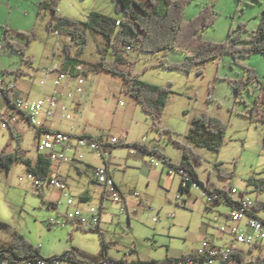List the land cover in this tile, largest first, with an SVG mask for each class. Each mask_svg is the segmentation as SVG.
Instances as JSON below:
<instances>
[{"label": "rangeland", "instance_id": "374dc122", "mask_svg": "<svg viewBox=\"0 0 264 264\" xmlns=\"http://www.w3.org/2000/svg\"><path fill=\"white\" fill-rule=\"evenodd\" d=\"M40 2L0 0V45L3 46L0 50V87L8 90L11 101L21 91L31 93L32 99L39 97L41 88L45 87L42 82L49 80L50 84L57 79L59 71L66 70V46H70L72 56H78V47L70 36L49 29L52 13L41 10ZM57 3L61 16L78 22H86L92 12L117 19L124 17L123 12L117 11V0H57ZM204 6L213 7L218 14L215 26L205 31V40L220 43L227 41L231 30L237 31L241 26L248 31L243 33V37H249V33L260 26L264 12V0H193L185 10L186 19L197 17ZM33 33L36 36L25 55L13 51L11 42L27 46L29 38L26 36ZM87 35L88 46L80 58L88 62L100 60L99 47H105L103 38L90 30H87ZM127 56L131 64L125 71L129 75L172 91L160 127L171 132L174 140L185 141L190 122L202 113L217 117L226 125L225 146L219 153L192 147L191 163L201 182H211L228 192L237 189V195H230L233 200L244 195L264 204V192L256 186L259 180L264 181V123L249 118L257 99L264 96V55L239 59L238 62L232 55H226L208 62L202 75L161 66L163 60L175 64L184 62L183 53L145 54L134 51ZM106 57L107 60L113 59L111 52ZM84 69L87 96L78 95L82 107H79L81 103L66 98L71 106L72 120H63L62 128L75 126L77 132L85 129L97 137L117 139L127 144L128 147L114 149L111 163L116 171L114 179L122 188L128 204L125 201L118 204L109 198L103 204L92 169L103 166V160L97 153L81 151L83 163L64 166L61 174L73 191L91 197L82 203L77 196L76 204L84 210L92 207L102 210L100 230L109 255L120 259L132 250V258L139 256L144 260L162 261L168 256L190 253L205 237L216 241L223 206L207 205L198 188L181 193V174L157 157L146 155L134 147L135 144L150 148L157 145L172 164H178L181 152L174 146L171 135L153 128L151 117L123 90V77L95 73L90 65H85ZM247 69L255 71L259 82L249 81ZM44 71H52L53 74L47 77ZM74 72L75 69L65 73ZM241 79L246 85L238 94L233 82ZM9 106L0 91V113L8 110ZM5 133V136L0 134V151H10L11 147L16 149L17 140L11 133ZM24 133L21 149L30 150V156H33L36 152L34 131L25 127ZM7 143H11L10 148ZM195 155L201 157L200 162ZM26 171L27 167L21 162L15 163L9 173L0 171V246L8 245L14 233H19L34 248H39L44 258L61 256L71 248L99 257L103 248L100 232L81 229L79 225L67 222L65 198H59L57 207L50 208L47 201L52 199L51 193L46 191V200L40 196L35 190L33 177ZM122 206L126 209L124 214H121ZM260 216L264 218V210ZM50 220L64 221L66 226H50ZM242 248L247 259H251L250 249Z\"/></svg>", "mask_w": 264, "mask_h": 264}, {"label": "trees", "instance_id": "16d2710c", "mask_svg": "<svg viewBox=\"0 0 264 264\" xmlns=\"http://www.w3.org/2000/svg\"><path fill=\"white\" fill-rule=\"evenodd\" d=\"M193 0H148L147 5L137 2V0H117L118 12H123L124 17L117 19L116 17L104 15L100 12H92L86 22H78L71 20L68 17H63L59 14L56 0L43 3L41 8L49 10L52 13V21L49 24V29L55 30L60 34L70 36L72 41L77 45V57L71 55L70 46L65 47V67L67 70H74L79 66L90 65L95 73H107L114 77H123V90L133 98L143 108V111L151 117L153 128L161 133H172L163 131L160 127L162 115H164L167 102L172 94L168 88L159 87L146 83L138 77L129 75L125 68L130 65V59L126 54L127 47H130L133 52L140 51L145 54H167L174 51L175 53L185 54V61L180 64L167 63L163 60L161 66L167 69L179 70L186 73L196 72L197 75H202L204 66L213 60L222 58L226 55H232L235 62L239 59L252 57L254 55H264V12H262L261 23L258 29L249 33V37L244 38L243 33L248 31L245 26H241L239 30H231L227 41L212 42L204 38V32L215 26L218 18L216 10L210 6L202 7L197 17L186 19L185 10ZM87 30L92 31L96 35L103 38L105 47H99L100 60L88 62L80 57L86 52L88 46ZM8 30H6V34ZM6 36V35H5ZM35 33L27 35L29 43L27 46L19 43H10L13 51L24 54L29 47L31 41L35 38ZM111 52L112 60H107V54ZM248 70L249 81H258L255 71ZM259 82V81H258ZM244 79L238 80L233 86L235 91L240 94L245 87ZM258 87L261 86L258 85ZM0 91L4 94L8 103L11 104V94L6 89L0 87ZM264 97H259L255 102V107L250 111L249 118L254 121L264 123ZM262 107L263 109H259ZM13 137L17 140L20 146L15 152L10 153L7 149L0 151V171L9 173L12 171L15 163L21 162L27 167V172L40 181L50 179L53 172L51 160L44 156H38L37 160L33 161L25 157L26 151L21 149L22 138L15 130L10 129ZM227 127L217 117H211L207 114H201L192 119L189 126V131L185 135V141L174 140L176 146L181 152V160L178 164H172L169 159L157 148H150L135 144L134 147L142 151V153L156 156L165 165L170 166L180 174L184 170L188 174V185L184 186V177L181 181V193H189L192 191L194 183L199 184L202 188L209 190L211 193H216L227 201L232 203L228 191L220 190L213 183L207 184L201 182L199 175L191 163L193 154L192 147H202L210 151L219 153L225 146ZM197 162L201 161V157L195 155ZM259 191L264 192V181L256 182ZM43 196L42 192H38ZM50 208L53 206L48 203ZM258 210H264V204L257 202ZM80 228V227H79ZM82 229V228H81ZM103 248L99 257L88 256L80 253L77 249L71 248L64 254L58 257H66L73 255L78 262L91 264L97 262L102 257L107 256L108 247L104 240V236L100 229ZM134 252V251H133ZM0 253L4 258L10 257L12 261H29L38 262L45 259L39 248H34L19 233H14L12 241L6 246H0ZM234 259H237L240 264H245V253L240 251L239 255L234 254ZM111 259V258H110ZM180 258H166L162 261H140L142 264H177ZM261 262V261H259ZM258 263V262H257ZM254 264V262H253ZM256 264V262H255Z\"/></svg>", "mask_w": 264, "mask_h": 264}, {"label": "built area", "instance_id": "2783aa9c", "mask_svg": "<svg viewBox=\"0 0 264 264\" xmlns=\"http://www.w3.org/2000/svg\"><path fill=\"white\" fill-rule=\"evenodd\" d=\"M3 46L0 45V50ZM133 50L127 47L126 54L132 53ZM83 66L76 68L74 73H65L59 71L57 79L54 81L55 91L47 97H41L34 100L24 99L23 97H15L9 109L0 113V129L9 131L20 120L28 122L37 135L38 151L45 158L51 160V163H68L71 157H76L78 150H89L97 153L98 156L110 161L114 147L119 144L117 139L97 138L82 134H67L65 132L52 131L47 129V121H54L59 112L63 119L72 120L70 109L61 103V98L65 96L60 87L65 82L74 83L76 88L71 92L68 98L76 101L79 94L87 96L86 78ZM49 77V74H47ZM44 84V83H43ZM264 97V96H263ZM264 106V105H263ZM160 160V159H159ZM164 163V161H162ZM158 165L157 162L155 163ZM165 164V163H164ZM94 179L99 187L103 190L105 198L121 204L125 199L120 192V188L116 184L113 173L109 166L94 167ZM171 172V171H170ZM184 177V186L188 185V174L184 170L180 171ZM34 179V187L37 191H41L44 187H50L54 190H62L67 202V206L73 207L76 197L66 188V184L60 178H51L47 181ZM193 188L201 189V194L206 200L207 205L214 207L220 202H227L223 196L211 193L209 190L202 188L199 184L194 183ZM238 190L233 188L227 192L229 196L238 194ZM229 214L228 222L219 229V242L216 243L210 238H205L198 248L191 254L180 257L177 264H230L237 259L233 255H239L240 251H244L242 246L247 247L251 251L252 258L249 261L244 260L245 264H264V219L260 218V211L257 209V202L246 198L244 195L239 200H233L227 203ZM126 213L124 206L121 207V214ZM102 212L94 207L88 209L87 214L80 211L69 213L66 217L67 222H73L84 229H100ZM50 226H66L64 221L50 220ZM258 251V253H256ZM244 253H246L244 251ZM133 251H129L126 257L115 260L109 257H102L97 262L91 264H142L139 260H130ZM246 256V254H245ZM246 259V258H245ZM261 261V262H259ZM258 262V263H257ZM0 264H85L78 262L73 255L66 257L45 258L38 262L29 261H12L10 257L4 258L0 253ZM154 264V263H150Z\"/></svg>", "mask_w": 264, "mask_h": 264}, {"label": "crops", "instance_id": "0c3cea01", "mask_svg": "<svg viewBox=\"0 0 264 264\" xmlns=\"http://www.w3.org/2000/svg\"><path fill=\"white\" fill-rule=\"evenodd\" d=\"M41 2H40V6H39V8L41 9V10H44V9H42L41 8V6H42V4L43 3H46V2H50V1H52V0H40ZM57 1V0H56ZM137 2L138 3H140V4H143V5H147V3H148V0H137ZM205 33V32H204ZM204 38H205V36H204ZM85 67V66H84ZM68 72H72V70H67ZM75 71H76V69H75ZM85 71V70H84ZM45 73H47V74H49V76H50V74H53L52 73V71H44ZM55 81V80H54ZM54 81H52V83H50L49 84V80H47V81H45V82H42V86L44 85L45 87H42L41 88V92H40V96L39 97H37L38 99L39 98H41V97H47V96H50L54 91H55V86H54ZM44 83V84H43ZM72 84H74V83H72ZM72 84H71V82L69 83V82H65L61 87H60V90L61 91H63L64 92V94H65V96H63L62 98H61V103L63 104V105H66L69 109L71 108V106H70V104H68V100L66 99V98H68V96H69V94L71 93V92H74L73 91V87H75L76 88V86H72ZM66 91V92H65ZM88 91V90H87ZM17 96H20V97H23L24 99H31V100H34V99H32L30 96H31V93H27V92H23V91H21V93H20V95H17ZM16 96V97H17ZM36 98V99H37ZM69 99V98H68ZM71 101V100H70ZM75 102V101H74ZM81 103V106H79V107H82L83 106V103H82V101L81 100H78V97H76V103ZM63 120H65V119H63L62 118V116H61V114L58 112L57 113V115H56V117H55V119H54V121H50V120H48L47 121V126H46V128L47 129H51L52 131H59V132H65V133H67V134H73V133H75V134H82V135H89V136H94V137H97V136H95V135H93V134H91V133H88L85 129H83L82 131H80V132H77V127H75V126H71V127H69L68 129H63L62 128V123H63ZM67 122H70V121H67ZM31 125L28 123V122H26V121H22V120H20L16 125H14L12 128H15V130L18 132V134L21 136V138H22V142L24 141V137H25V133H24V131H25V127H29V128H31L30 127ZM32 129V128H31ZM33 130V129H32ZM7 130H4V129H0V134H2V136H5L6 135V132ZM34 131V130H33ZM7 133H11V131L9 130V131H7ZM34 134H35V150H36V152H35V154L33 155V156H30L31 155V151L30 150H28L26 153H25V157H27V158H30V159H32L33 161H35V160H37V158H38V156H42L40 153H39V151H38V143H37V141H38V139H37V135H36V133H35V131H34ZM11 135H12V133H11ZM12 138L14 139V140H16L14 137H13V135H12ZM97 138H104L103 136H101V137H97ZM104 139H106V140H108V139H111V138H104ZM11 143H7V146L10 148V145ZM125 146H127V144L126 143H121L120 141H119V144L118 145H116L115 147H114V149H116L117 147H125ZM20 146L18 145V147L16 148V149H13L12 147H11V150L9 151L10 153H13V152H15L18 148H19ZM128 147V146H127ZM155 148H157V150H158V147H157V145L155 146ZM81 151H85V150H78V152H77V154H76V157H71L70 158V160H69V162L66 164V163H52V165H53V172H52V175H51V178H60L61 180H63L64 181V183L66 184V188L77 198V196H80L79 198H80V201L82 202V203H85L86 201H88V200H90V195L89 194H85V193H80V191H78L77 193L75 192V191H73L70 187H69V185H67V182H66V180H65V178H64V176L61 174V170L64 168V166H66V167H71L72 165L71 164H73V163H75V162H81V163H83V155H81ZM87 151H89V150H87ZM114 151V150H113ZM113 151H112V155H113ZM91 152V151H90ZM147 155V154H146ZM100 157V156H99ZM153 157H156V156H153ZM111 158H112V156H111ZM111 158H110V161H107V160H105L103 157H100V159H102L103 160V166H109L113 171H114V173H113V177H114V174L116 173V171L112 168V163H111ZM182 158V157H181ZM158 159V158H157ZM159 160V159H158ZM170 161V160H169ZM171 162V161H170ZM156 165V164H155ZM102 165L100 166V167H103ZM92 169H94V167H92ZM28 171V170H27ZM26 171V172H27ZM28 173V172H27ZM29 174V173H28ZM29 176L30 177H33L32 175H30L29 174ZM94 176V175H93ZM115 180V179H114ZM94 182L96 183V181H95V179H94ZM116 182V181H115ZM117 184V183H116ZM96 185H97V183H96ZM118 185V184H117ZM97 187H98V194H99V196L101 197V199H102V201H103V204L105 203V201H106V199L107 198H105V196H104V194H103V191H102V189H101V187H99L98 185H97ZM118 187L120 188L119 190H120V192H121V187L118 185ZM36 190V189H35ZM180 190H181V185H180ZM37 191V190H36ZM46 191H49L50 193H51V197H52V199L50 200V201H47V203H50V204H52L53 206H52V208H56L57 207V205H56V202H57V200L59 199V198H65V196H64V194H63V192H62V190H54V189H50V187H44L41 191H37V193L38 192H42L43 193V197L45 198V200H46V197H45V195H46ZM122 193V192H121ZM78 194V195H77ZM123 194V193H122ZM124 196V195H123ZM55 197V200L53 199ZM231 198V197H230ZM66 199V198H65ZM124 199H125V196H124ZM240 198H238L237 200H239ZM231 200H233V199H231ZM67 201V200H66ZM125 202H126V205L128 204V201L125 199ZM81 203V204H82ZM218 204H221L222 206H223V209L224 210H222V215H221V218H220V224H221V226L222 225H225V224H227V222H228V219H227V216H228V214H229V209H228V205H227V202H220V203H218ZM67 205V204H66ZM71 209H72V211H71ZM76 211H80L82 214H87V211H88V209H86V210H84V209H82L81 208V206L80 205H78V204H76L75 203V205L73 206V207H69L68 206V214L69 213H74V212H76ZM101 212H102V210H101ZM260 212H262V211H260ZM259 215H260V213H259ZM102 218H103V213H102ZM102 218H101V222H102ZM260 218H262L261 216H260ZM262 219H264V218H262ZM218 220H216V221H218ZM101 226V225H100ZM218 237H220V234L216 237V241H214V242H216V243H218L219 242V239H218ZM205 238H207V237H205ZM205 238H203V240L205 239ZM203 240H201L200 242H202ZM211 240H213L212 238H211ZM7 245V244H6ZM6 245H3V246H6ZM2 246V245H1ZM199 246V245H198ZM198 248V247H197ZM196 248V249H197ZM196 249H194L193 251H195ZM193 251H191L190 253H188V254H191ZM188 254H186V255H188ZM127 255V254H126ZM126 255L125 256H123L122 258H124V257H126ZM186 255H181V256H178V257H170V256H168L169 258H180V257H182V256H186ZM107 256H109V258H111V259H115V260H120V259H122V258H120V259H116V258H112L110 255H109V250L107 251ZM167 257V258H168ZM251 257H252V255H251ZM131 258V259H130ZM130 260H132V261H134V260H139V261H150V260H144V259H142V258H140L139 256L138 257H131L130 256ZM245 260L246 261H249L248 259H247V257L245 256ZM165 260V259H164ZM240 264L239 262H237V261H233L232 263H230V264Z\"/></svg>", "mask_w": 264, "mask_h": 264}]
</instances>
